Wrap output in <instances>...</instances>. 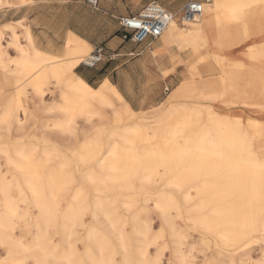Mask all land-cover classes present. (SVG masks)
Here are the masks:
<instances>
[{"label": "bare ground", "instance_id": "1", "mask_svg": "<svg viewBox=\"0 0 264 264\" xmlns=\"http://www.w3.org/2000/svg\"><path fill=\"white\" fill-rule=\"evenodd\" d=\"M260 17L264 0H214L187 30L171 22L166 36L181 49L202 36L199 61L220 77L200 91L183 84L151 114L133 110L109 81L96 89L75 73L92 49L81 38L70 36L59 56L36 48L29 29L3 26L0 141L17 135L0 149L11 170L0 176V264H165L167 254L169 264H192L197 249L174 221L182 208L220 243L208 264H264L243 252L250 238L264 243V120L246 117L264 115V104L250 103L251 86L264 85V42L242 59L221 54L263 35ZM51 85L59 101L47 100ZM32 108L54 118L27 134Z\"/></svg>", "mask_w": 264, "mask_h": 264}, {"label": "crops", "instance_id": "2", "mask_svg": "<svg viewBox=\"0 0 264 264\" xmlns=\"http://www.w3.org/2000/svg\"><path fill=\"white\" fill-rule=\"evenodd\" d=\"M154 1L181 22L183 8L191 0H100L97 9L86 0H28L23 5L15 3L1 8L0 27L16 26L18 34L29 29L35 47L48 54L63 56L70 36L86 41L92 51L102 48V62L94 68L79 65L75 73L96 89L109 81L133 110L144 112L163 104L191 77L213 72L207 62L199 61V54L207 53L205 44L194 43L193 47L181 49L166 35L140 45L124 38L121 20L136 15ZM261 42L264 34L247 39L225 54L242 59L249 46ZM214 49L212 43L208 51ZM9 54L14 57L16 52L9 50ZM203 81L194 83H206ZM259 90L255 94L264 102V85Z\"/></svg>", "mask_w": 264, "mask_h": 264}, {"label": "rangeland", "instance_id": "3", "mask_svg": "<svg viewBox=\"0 0 264 264\" xmlns=\"http://www.w3.org/2000/svg\"><path fill=\"white\" fill-rule=\"evenodd\" d=\"M213 1L214 0H212V2ZM2 8H4V7H2ZM176 21H177V24H178L179 27H183V28H185V30H187L189 28V25L187 23H182V22H179L178 20H176ZM248 21H249V24H250L254 20L253 21L252 20H248ZM257 21L264 22V17L258 18ZM0 29H3V27H0ZM169 31L166 32L164 35L169 33ZM6 38L8 39V37H6ZM22 39L25 40L24 36H22ZM23 40H22V42H23ZM191 41H193V43H195L196 45L198 43H200V45H202V46L204 45L202 36L193 37V39ZM6 42H7L6 40L5 41L3 40V43L6 44ZM203 49H205V48L203 47ZM9 50H13V49L12 48L8 49V53H9ZM91 52H92V49L88 52L87 56H89V54ZM221 54L224 55L225 52H222ZM207 63L210 66L213 67V70H212L213 72H211V73L210 72L201 73V75L197 74V75H195L196 77H191V75H190L191 78L189 77L190 79L187 82H185V83L186 84L187 83H192V85L194 86V88L197 91H200L202 88L204 89L205 87H208L209 85L210 86H216L217 83H218V79L220 77V70L217 67H215V65L211 61H209ZM79 65H82V64H79ZM214 75H215V77H214ZM208 76H210L212 78H209ZM196 80H199V81L205 80L203 82H206V83L197 85V84L194 83ZM249 84L251 85V83H249ZM0 86H4V85L0 84ZM251 88L254 89L256 93L258 92V90H257L258 88H254L252 86H251ZM5 89L9 91V90H12L13 87H9V88L7 87ZM50 89L53 90V95L51 93H49V95L47 97L48 98L47 100H52V98H53L54 101H59V96H60L59 91L55 90L52 85L50 86ZM11 93H14V91L12 90ZM169 96H168V98H169ZM168 98L160 106L166 105V102H167ZM252 100L253 101H250V103H252V104H264V102L262 100L258 99L257 94L253 95ZM44 108H38V109H33L32 108L33 113L35 114L37 121L35 122V124L34 123H29L27 125V127L29 128V130L27 131V134L28 133H33L34 131H38V129H40L43 124H45L47 121H49V119L54 118V115H52L51 113H48ZM215 108L218 111L222 112V109H221L220 105L216 106ZM153 110L154 109H151L149 111H144V112L148 113V114H151L153 112ZM239 110L241 111V109L233 110L231 112L232 116H238L240 114ZM0 112H2V110H0ZM107 114L110 116L111 111H108ZM246 117L257 118V119L264 120V115L253 114V113H250V112L246 115ZM78 127H79L78 128L79 129V133H81L80 130L83 131L85 128H87L85 125H83L82 122L79 123ZM12 134H13L12 138L0 141V149L3 148L5 145H10L9 143L12 144L14 142V137H16L17 132L13 131ZM80 139H82L81 136H80ZM78 142H80V140H78ZM55 146H58V145L55 144ZM9 171H11V170H10V167H9V163H8L7 157L5 155H3V154L2 155L0 154V172H1L0 176L6 175L8 177H11L10 176L11 174H9ZM179 213L182 216V218H180V219L177 217V214H179ZM122 214H123V210H120L118 215H122ZM88 216L90 217V215H88ZM190 216H191V214L188 213L187 209L186 208H182L179 212H177V213L175 212V214H174V219L175 220L174 221H176L178 223V226L180 227V232H182L186 236V239H185L186 247L189 248V245H193L197 249L196 253H195V256L192 258V264H208L209 258L216 256V251H217L218 245H220V243L215 241L214 239H212V237H210V235L209 236L208 235L204 236L203 235L204 232L201 229H198V228H196V227H194L192 225V222H190V220L188 219V217H190ZM89 217H88V219H90ZM151 219H152V223H153L154 227H156L157 229L161 227L162 223H161L160 219L156 215H153ZM245 244L246 245L243 248L244 249L243 252L245 254L252 255V257L256 261H260V260L264 259V243H263V240L253 237V238L248 239L245 242ZM155 253L156 252L153 251V254H155ZM3 256H4V254L0 252V259ZM169 258H171V254H167V256H165L163 263H165V264L168 263L169 264V260H168ZM30 264H34V262L30 261ZM216 264H223V263H222L221 260L217 259Z\"/></svg>", "mask_w": 264, "mask_h": 264}, {"label": "built area", "instance_id": "4", "mask_svg": "<svg viewBox=\"0 0 264 264\" xmlns=\"http://www.w3.org/2000/svg\"><path fill=\"white\" fill-rule=\"evenodd\" d=\"M86 3L94 8H99L100 0H86ZM212 0H191L183 8L181 22H195L202 14L206 5ZM176 16L167 12L162 5L154 1L144 6L139 13L121 20V30L124 38L140 45L148 39H158L165 34L171 22ZM103 60V49L99 48L91 52L82 65L88 68L96 67Z\"/></svg>", "mask_w": 264, "mask_h": 264}]
</instances>
